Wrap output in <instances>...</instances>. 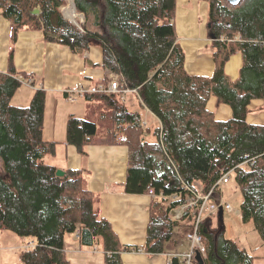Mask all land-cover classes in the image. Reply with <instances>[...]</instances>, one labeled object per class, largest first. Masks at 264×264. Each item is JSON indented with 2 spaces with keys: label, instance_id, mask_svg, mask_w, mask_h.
Returning <instances> with one entry per match:
<instances>
[{
  "label": "trees",
  "instance_id": "16d2710c",
  "mask_svg": "<svg viewBox=\"0 0 264 264\" xmlns=\"http://www.w3.org/2000/svg\"><path fill=\"white\" fill-rule=\"evenodd\" d=\"M202 1L209 5L215 59L210 76L186 70L175 27L177 0H74L86 21L93 17L101 30L67 20L61 10L67 0H0V13L11 24L10 65L0 71V229L33 241L32 248L21 251L24 264H72L65 236L77 231L82 246L104 253L105 264H123L124 251L140 248L123 245L97 211L83 169L59 175L47 161L56 142L43 137L45 91L38 89L27 106L12 102L21 77L29 75L13 65L14 45L23 29L40 30L45 41L78 54L101 46L103 66L119 75L120 89H135L142 108L159 120L152 129L156 140H148L145 134L151 130L143 125L141 112L129 108L119 94L102 92L87 97L107 109L101 114L108 122L103 134L87 118L71 115L67 125V142L81 154L92 143L128 147L125 191L155 194L144 251L173 248L180 223L171 219L170 210L197 191L195 182L207 192L230 171L242 192V219L252 221L264 241V125L247 120L252 100L264 98V0L237 6ZM236 53L243 63L232 79L226 64ZM212 96L232 108L231 118H215L207 107ZM173 193L180 199L169 202ZM186 216L192 219L190 210ZM201 233L206 237L209 232L202 228ZM207 252L202 264H254V257L222 233L210 239ZM172 260L179 262L177 256Z\"/></svg>",
  "mask_w": 264,
  "mask_h": 264
},
{
  "label": "crops",
  "instance_id": "0c3cea01",
  "mask_svg": "<svg viewBox=\"0 0 264 264\" xmlns=\"http://www.w3.org/2000/svg\"><path fill=\"white\" fill-rule=\"evenodd\" d=\"M208 12L209 5L205 1L177 0L175 27L178 41L185 51L186 70L191 74L210 76L215 69L212 38L207 23ZM10 46L11 24L0 13V71L9 69ZM242 58L241 53H236L226 64V72L232 79L239 76ZM13 65L17 71L29 74L21 77L22 85L12 100L15 105H29L38 89L46 93L43 137L47 141L56 142V152L47 161L55 164L63 173L69 168L83 169L85 183L95 195L97 211L110 221L123 245L140 248L124 251L123 264H169L175 254L188 251L190 241L186 238V232L192 223L188 219H184L181 222L183 224L175 228L173 248L164 253H147L142 249L147 241L150 205L154 195L125 191L128 159L126 145L92 143L87 146L86 154H81L75 145L67 142L69 117L74 115L87 118L91 107L103 105L100 100L89 99L88 94L70 101L67 92L80 86L88 89L92 84L108 79L111 71L103 66L102 47L93 45L83 54H78L67 45L45 41L40 30L23 29L14 45ZM123 101L133 111L142 108L138 94H127ZM207 107L218 120L232 117V108L219 103L215 96L209 99ZM249 107L248 122L264 125V98L252 100ZM144 110L158 121L152 112ZM142 118L147 121L144 116ZM194 184L197 188L201 186L199 182ZM203 229L209 232L207 221ZM7 233V230L0 229V264H19V261L24 264L20 258L23 245L10 244L13 237L11 239ZM74 237L80 244L75 233ZM78 248L66 249L72 264H105L104 253L98 248L85 250L82 245ZM17 249L19 253L14 251ZM205 256H209V252H197L195 260L201 264Z\"/></svg>",
  "mask_w": 264,
  "mask_h": 264
},
{
  "label": "rangeland",
  "instance_id": "374dc122",
  "mask_svg": "<svg viewBox=\"0 0 264 264\" xmlns=\"http://www.w3.org/2000/svg\"><path fill=\"white\" fill-rule=\"evenodd\" d=\"M71 1L73 2V4ZM223 2L228 4V5H231L228 3L227 0H223ZM244 2H245V0H242L239 5H242ZM72 6H75V8H76L74 0H67L66 4L61 9L64 17L67 20H69L73 24L77 25L78 27H82L83 25H85L87 28H90V29L101 30V27H97L96 25H94V23H93L94 18L93 17H91V19L87 22L85 13L79 12L77 10V8H76V10H77L78 14L81 15L80 17H78V22H74V21H72V19L67 17L66 8L72 7ZM180 16L181 15L178 16V20L181 19ZM207 23H208V19H207ZM242 62H243V58H242ZM111 74L115 77L119 76L115 72H111ZM94 84H96V83H94ZM112 93L119 94L121 96V98H124L127 94H130V93L138 94L135 89H130V88L120 89V90H118L116 92H112ZM122 101H123V99H122ZM106 111H107V109H106V107H104V105H101V106L95 105L94 107L90 108V111H89V114L87 117L88 120L95 121L99 125L101 134L104 133V129H105L106 125L108 124V122L104 121V118H101L102 112H106ZM139 111L146 118L145 119V120H147L146 124L148 125V122H150L149 123L150 125L148 126L149 128L153 129L154 126L160 125L159 120L156 122V119L153 117L152 114L148 113L147 111H145L144 109H142L140 107H139ZM143 122H145V121H143ZM147 125L146 126L144 125V126L147 127ZM145 137H146V139L151 140V141L156 140V135L153 133V131L146 132ZM229 174L230 175H229L228 182H225L224 184H222L221 191H218L217 194L214 193L213 194L214 196L212 197V199H213V201L219 202L220 204L222 203V201L224 203H229L232 205L233 209L228 210L224 206L220 207V208H223V220L222 221L219 218V212L218 213H210L207 216L206 221L211 219V223H210V226L208 225L209 226V233L206 235V241L204 240V243L209 248L210 239L213 237H215V239H216V236H218L222 233L226 238H230V239H233L236 242H238V244L240 245V247L242 249H244L250 256L254 257V264H264V241H263L260 233L258 232V230L255 228L254 223L252 221H248V222L243 221L242 216H241V203H242V199H243L242 192L240 190L238 183L236 182V180L234 178V175H232V173H229ZM215 184H214V186H215ZM200 185H201V183H200ZM214 186H212V188ZM201 187H202V185L199 186V188H198L199 191L203 189ZM217 188H219V187H215V189H217ZM213 201L211 200V202H213ZM184 219H187V218L185 217ZM183 220L178 221V222L182 225L183 223H181V222ZM189 221H190V219H189ZM7 232H8L7 234H9L11 239L13 237L10 244H15L18 246L23 245L21 248V251L26 249V248H24V245L26 242L30 241L29 238L21 237V236L17 235L16 233H14L13 231H10V230H7ZM79 234L80 233L78 231L75 233V235L78 238H79ZM79 245H81V244H79L76 241L74 234H67L65 236V248L67 250L68 249H77L78 250ZM82 247L85 250L95 249L94 247H88V246H82ZM30 248H32V247H30ZM208 248H206V251ZM98 250H100V249H98ZM14 251L16 253H19V249L14 250ZM208 263H209V261H208ZM19 264H21L20 261H19Z\"/></svg>",
  "mask_w": 264,
  "mask_h": 264
},
{
  "label": "built area",
  "instance_id": "2783aa9c",
  "mask_svg": "<svg viewBox=\"0 0 264 264\" xmlns=\"http://www.w3.org/2000/svg\"><path fill=\"white\" fill-rule=\"evenodd\" d=\"M119 79V76L115 77L111 74L106 82L93 84L88 89L84 86H80L77 89L68 90V99L70 101H75L78 98L77 96L84 97L85 95L92 93L116 92L120 90ZM121 99L124 100V98ZM143 125L146 126V122H144ZM229 173H231V171L224 173L222 177L217 180L215 186L207 192H204L203 189L199 191V189L196 187L197 191L192 195H187L185 203L179 204L170 210V217L174 221H181L185 217L187 218V210L191 211L192 223L186 232V238L190 241V249L188 251L180 252L174 255L179 258L178 264H199L195 260V254L197 252L206 254V245L204 243V236L201 233V229L204 227L207 216L210 213H218L221 206H224L228 210L233 209L232 205L229 203H224L221 200L222 203L220 204L219 202L213 201L212 199L214 193L217 194L218 191H221L222 184L228 182L230 175ZM184 187L188 188L186 184H184ZM215 187L219 188L215 189ZM150 194L155 196L153 191H150ZM167 198L169 202L180 199L177 193L168 195ZM211 200L213 202H211ZM33 245V241L28 242L26 248L33 247ZM169 264H173L172 257L169 260Z\"/></svg>",
  "mask_w": 264,
  "mask_h": 264
},
{
  "label": "bare ground",
  "instance_id": "6f19581e",
  "mask_svg": "<svg viewBox=\"0 0 264 264\" xmlns=\"http://www.w3.org/2000/svg\"><path fill=\"white\" fill-rule=\"evenodd\" d=\"M72 4H73V2H72ZM66 15H67V17H69L70 19H72V21H74V22H78V17L81 16L80 14H78L75 6L67 7L66 8Z\"/></svg>",
  "mask_w": 264,
  "mask_h": 264
},
{
  "label": "water",
  "instance_id": "95a60500",
  "mask_svg": "<svg viewBox=\"0 0 264 264\" xmlns=\"http://www.w3.org/2000/svg\"><path fill=\"white\" fill-rule=\"evenodd\" d=\"M227 1L232 6H237V5H239L241 3L242 0H227ZM58 174L61 175V174H63V172L61 170H59ZM219 218H220L221 221L223 220V208H220V210H219Z\"/></svg>",
  "mask_w": 264,
  "mask_h": 264
}]
</instances>
